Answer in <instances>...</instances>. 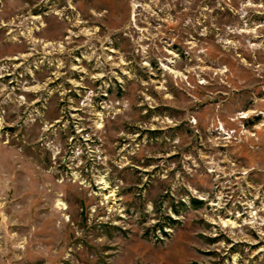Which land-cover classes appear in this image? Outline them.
Returning <instances> with one entry per match:
<instances>
[{
	"label": "rangeland",
	"instance_id": "374dc122",
	"mask_svg": "<svg viewBox=\"0 0 264 264\" xmlns=\"http://www.w3.org/2000/svg\"><path fill=\"white\" fill-rule=\"evenodd\" d=\"M0 264H264V0H0Z\"/></svg>",
	"mask_w": 264,
	"mask_h": 264
},
{
	"label": "trees",
	"instance_id": "16d2710c",
	"mask_svg": "<svg viewBox=\"0 0 264 264\" xmlns=\"http://www.w3.org/2000/svg\"><path fill=\"white\" fill-rule=\"evenodd\" d=\"M195 202L202 203V201L200 199H195Z\"/></svg>",
	"mask_w": 264,
	"mask_h": 264
}]
</instances>
